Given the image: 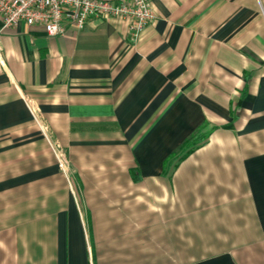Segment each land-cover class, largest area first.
Wrapping results in <instances>:
<instances>
[{
  "label": "crops",
  "instance_id": "1",
  "mask_svg": "<svg viewBox=\"0 0 264 264\" xmlns=\"http://www.w3.org/2000/svg\"><path fill=\"white\" fill-rule=\"evenodd\" d=\"M153 13L0 18V264H264V0Z\"/></svg>",
  "mask_w": 264,
  "mask_h": 264
},
{
  "label": "built area",
  "instance_id": "2",
  "mask_svg": "<svg viewBox=\"0 0 264 264\" xmlns=\"http://www.w3.org/2000/svg\"><path fill=\"white\" fill-rule=\"evenodd\" d=\"M4 28L39 26L51 37H63L68 28L82 31L91 19L120 18L131 22V40L153 23V0H0ZM58 150V164L68 169L65 155Z\"/></svg>",
  "mask_w": 264,
  "mask_h": 264
},
{
  "label": "trees",
  "instance_id": "3",
  "mask_svg": "<svg viewBox=\"0 0 264 264\" xmlns=\"http://www.w3.org/2000/svg\"><path fill=\"white\" fill-rule=\"evenodd\" d=\"M189 144V143H188ZM194 144L195 143H193V144H191V145H186V147L184 148V150L186 149L187 151L183 154V155H181L180 156V158H184L194 147Z\"/></svg>",
  "mask_w": 264,
  "mask_h": 264
}]
</instances>
